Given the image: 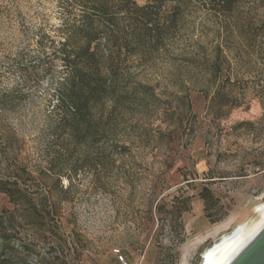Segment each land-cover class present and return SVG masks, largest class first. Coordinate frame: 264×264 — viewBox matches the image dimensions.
Masks as SVG:
<instances>
[{"label":"rangeland","instance_id":"374dc122","mask_svg":"<svg viewBox=\"0 0 264 264\" xmlns=\"http://www.w3.org/2000/svg\"><path fill=\"white\" fill-rule=\"evenodd\" d=\"M178 2L160 3L154 46L103 37L120 97L76 140L54 113L65 0H0V264H119V248L129 264H202L223 233L199 237L259 217L264 0Z\"/></svg>","mask_w":264,"mask_h":264},{"label":"trees","instance_id":"16d2710c","mask_svg":"<svg viewBox=\"0 0 264 264\" xmlns=\"http://www.w3.org/2000/svg\"><path fill=\"white\" fill-rule=\"evenodd\" d=\"M178 1L176 10L186 2ZM212 1L221 10L227 11L240 0ZM161 2L162 0H148L147 4L140 6L135 0H65L64 24L58 30L65 36V40H61L55 49L65 68L57 82L54 113L59 127L68 137L77 140L85 134L92 135L93 130L98 131L101 119L93 120V109H98L106 101L117 103L120 97L115 91H110L116 82L113 77L116 65L113 53L109 54L107 62L103 60V37L108 44H116L119 49H132V45L137 49L156 45L158 39L155 41L151 36ZM119 14L134 19L138 29L133 28L126 34L116 18ZM165 17L163 30L170 31L176 20L173 15ZM106 66L110 76L112 75L110 78L105 72ZM207 193H210L208 189L203 192L202 198L210 218L212 203ZM217 220L219 219H213V222Z\"/></svg>","mask_w":264,"mask_h":264},{"label":"bare ground","instance_id":"6f19581e","mask_svg":"<svg viewBox=\"0 0 264 264\" xmlns=\"http://www.w3.org/2000/svg\"><path fill=\"white\" fill-rule=\"evenodd\" d=\"M256 213L258 218H250L238 224H234L233 218L228 219L226 222L217 225L211 234L208 233L199 237L197 242H202L214 233H223L218 240L213 242L212 246L207 248L202 263L229 264L242 252L244 247L251 243L264 228V202L258 205ZM197 242L192 244V249L196 248ZM182 264H188L186 257Z\"/></svg>","mask_w":264,"mask_h":264},{"label":"water","instance_id":"95a60500","mask_svg":"<svg viewBox=\"0 0 264 264\" xmlns=\"http://www.w3.org/2000/svg\"><path fill=\"white\" fill-rule=\"evenodd\" d=\"M229 264H264V228Z\"/></svg>","mask_w":264,"mask_h":264},{"label":"built area","instance_id":"2783aa9c","mask_svg":"<svg viewBox=\"0 0 264 264\" xmlns=\"http://www.w3.org/2000/svg\"><path fill=\"white\" fill-rule=\"evenodd\" d=\"M113 253H115V255L117 256L119 264H129L127 255H125L124 252H122L120 248L115 249Z\"/></svg>","mask_w":264,"mask_h":264}]
</instances>
